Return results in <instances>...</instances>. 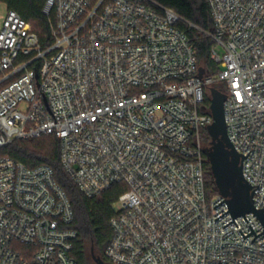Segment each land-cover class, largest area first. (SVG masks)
<instances>
[{"label": "built area", "instance_id": "1", "mask_svg": "<svg viewBox=\"0 0 264 264\" xmlns=\"http://www.w3.org/2000/svg\"><path fill=\"white\" fill-rule=\"evenodd\" d=\"M206 3L216 77H199L181 17L153 0H43L46 42L16 11L0 14V149L56 135L84 196L122 186L107 264H264V232L239 231H263L253 213L214 220L228 207L207 195L201 138L215 86L264 207V0ZM73 220L50 166L0 152V264H79Z\"/></svg>", "mask_w": 264, "mask_h": 264}, {"label": "trees", "instance_id": "2", "mask_svg": "<svg viewBox=\"0 0 264 264\" xmlns=\"http://www.w3.org/2000/svg\"><path fill=\"white\" fill-rule=\"evenodd\" d=\"M158 4L173 9L180 17L178 27L186 34L192 43L197 62L203 67L208 76L218 73L219 66L210 58L214 41L210 36L212 20L206 0H153ZM8 10L16 11L29 22L31 30L36 32L40 39L47 41L49 27L47 19L42 13L43 0H0ZM209 104V98H206ZM202 144L209 146L210 136L207 130L201 131ZM4 155L21 161L27 167L48 165L52 168L54 179L64 190L73 212L74 220L71 228L78 232L73 254L79 264H95L86 253V242H91L96 255L104 258V249L111 237L109 220L114 215L113 203L121 193L122 186L113 185L94 198L84 196L73 180L63 169L60 159L59 139L56 135H43L34 139L14 140L0 149ZM204 163L207 168L206 158ZM206 192L208 196L217 193L209 169H206Z\"/></svg>", "mask_w": 264, "mask_h": 264}, {"label": "water", "instance_id": "3", "mask_svg": "<svg viewBox=\"0 0 264 264\" xmlns=\"http://www.w3.org/2000/svg\"><path fill=\"white\" fill-rule=\"evenodd\" d=\"M204 72V68L200 66L199 77H202ZM209 91V108L213 121L211 124L207 125L206 130L211 140L209 146L202 148V150L208 162L209 173L212 177L214 186L217 192L226 198V200L223 199L213 206V208L223 201L226 202L228 207V210L214 218V220L229 211L232 220L224 226L232 221L238 226L233 219L234 217L242 215L245 221H247L244 214L253 213L261 222L263 231L256 234L250 224L248 226L251 232L248 234L244 235L242 231L239 230L243 238L247 237L250 233H254L255 236L251 240L253 241L256 236L264 232V207H254L252 194L259 184L251 185V183L244 178L242 173L243 159L248 155L251 149L246 155L237 152L226 131L223 102L227 95L215 86L210 87ZM90 256L95 264H107L99 255L95 254L93 246L90 247Z\"/></svg>", "mask_w": 264, "mask_h": 264}, {"label": "rangeland", "instance_id": "4", "mask_svg": "<svg viewBox=\"0 0 264 264\" xmlns=\"http://www.w3.org/2000/svg\"><path fill=\"white\" fill-rule=\"evenodd\" d=\"M7 11V7L4 3L0 2V14H4ZM218 54L222 55L223 54V49L221 47L216 48ZM213 77H216V74L213 75ZM119 205L115 204V208H118ZM92 246L91 242H86V253L87 255L89 254L90 247Z\"/></svg>", "mask_w": 264, "mask_h": 264}]
</instances>
